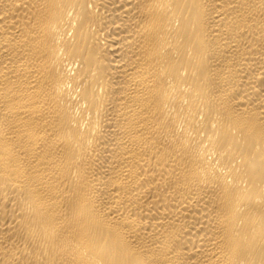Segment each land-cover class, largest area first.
Masks as SVG:
<instances>
[{
  "label": "bare ground",
  "instance_id": "1",
  "mask_svg": "<svg viewBox=\"0 0 264 264\" xmlns=\"http://www.w3.org/2000/svg\"><path fill=\"white\" fill-rule=\"evenodd\" d=\"M0 264H264V0H0Z\"/></svg>",
  "mask_w": 264,
  "mask_h": 264
}]
</instances>
